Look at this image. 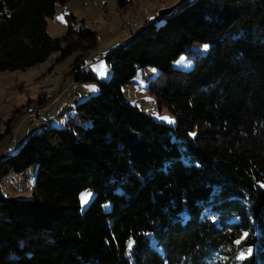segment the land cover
Here are the masks:
<instances>
[{
    "label": "trees",
    "instance_id": "1",
    "mask_svg": "<svg viewBox=\"0 0 264 264\" xmlns=\"http://www.w3.org/2000/svg\"><path fill=\"white\" fill-rule=\"evenodd\" d=\"M64 2L0 0V72L95 46L71 12L62 34L46 32ZM161 18L109 53L108 81L79 54L75 79L98 93L0 159V180L34 167L30 199L0 193V264H264V0H190ZM192 41L210 48L173 69ZM146 65L159 70L147 89L173 127L123 99Z\"/></svg>",
    "mask_w": 264,
    "mask_h": 264
},
{
    "label": "rangeland",
    "instance_id": "2",
    "mask_svg": "<svg viewBox=\"0 0 264 264\" xmlns=\"http://www.w3.org/2000/svg\"><path fill=\"white\" fill-rule=\"evenodd\" d=\"M186 2L188 0H127L121 6L118 0H65L52 16L46 18V32L53 36L62 34L64 14L71 12L77 20L96 31L95 46L86 51H74L57 62L53 61L57 57L54 53L53 58L48 57L24 70L0 72V159L14 156L26 138L41 127H63L73 116L77 102L98 93L96 82L75 79L77 71L72 63L79 54L83 56L85 72L91 71L98 80L108 81L112 75L111 65L105 60L109 53L129 41L147 22H161L165 15L158 13L160 8L171 7L174 12ZM189 48V53H181L172 61L173 69L190 70L193 54L206 53L210 44L192 41ZM158 72V68L151 65L138 67L132 79L121 86L123 99L154 120L173 127L176 117L165 106L158 109L155 97L147 89V83ZM190 134L194 135L193 132ZM33 175V166L19 173H6L0 180V193L7 198L30 199ZM261 186L264 188L263 183ZM82 194H90L84 203ZM92 197L93 193L89 191L80 194L81 210ZM250 254L247 251L244 255Z\"/></svg>",
    "mask_w": 264,
    "mask_h": 264
},
{
    "label": "snow or ice",
    "instance_id": "3",
    "mask_svg": "<svg viewBox=\"0 0 264 264\" xmlns=\"http://www.w3.org/2000/svg\"><path fill=\"white\" fill-rule=\"evenodd\" d=\"M165 119H167V118H165ZM169 122H171V121H169ZM88 195H90V194H82V197H81V199H82V203H84V202H86V200H87V196ZM247 234L245 233L244 234V236H246ZM244 236H242L241 237V239H243L244 238ZM235 243H237V244H239L240 243V240H237ZM248 251V254H250L251 253V249H248L247 250ZM246 257H245V255H244V253H241L239 256H237V259H245Z\"/></svg>",
    "mask_w": 264,
    "mask_h": 264
},
{
    "label": "water",
    "instance_id": "4",
    "mask_svg": "<svg viewBox=\"0 0 264 264\" xmlns=\"http://www.w3.org/2000/svg\"><path fill=\"white\" fill-rule=\"evenodd\" d=\"M171 12H172V8L171 7L160 8L158 10V13L159 14H163V15L170 14Z\"/></svg>",
    "mask_w": 264,
    "mask_h": 264
},
{
    "label": "crops",
    "instance_id": "5",
    "mask_svg": "<svg viewBox=\"0 0 264 264\" xmlns=\"http://www.w3.org/2000/svg\"><path fill=\"white\" fill-rule=\"evenodd\" d=\"M189 1V0H188ZM74 96H77V95H74ZM79 96V95H78ZM80 99V98H79Z\"/></svg>",
    "mask_w": 264,
    "mask_h": 264
}]
</instances>
